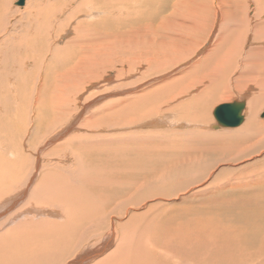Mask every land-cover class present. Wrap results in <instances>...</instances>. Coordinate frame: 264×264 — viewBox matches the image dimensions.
<instances>
[{"label": "rangeland", "instance_id": "rangeland-1", "mask_svg": "<svg viewBox=\"0 0 264 264\" xmlns=\"http://www.w3.org/2000/svg\"><path fill=\"white\" fill-rule=\"evenodd\" d=\"M124 1L131 2L133 5L139 4L137 0H117V2L116 0H26L21 6H17L19 0H0V72L2 71L0 73L2 77H0V114H4V117L0 116V140H2L0 143V160H3L10 149H15L18 143H24L27 141L26 144L29 143L27 144L29 153H38L39 162L46 160V162L48 161V164H51V162L53 164L58 163L60 166L65 167V169L70 170L73 174L72 177L67 175L69 177L68 180L70 181V184L66 185L64 190L62 189L63 192L66 193L65 201H61V203L57 202V206L53 199V203L50 201L45 206L43 205L44 207L42 209L45 211L43 216L40 215L36 217V223L31 221L34 224H38L35 229L27 230L26 227H21L22 229L18 228L19 225L25 223L24 219H21L22 217L10 219L9 221L12 222L13 220L15 223L14 225L16 226L15 228H17V233H12L14 225L11 223L5 224V227L0 226L2 227L0 231L3 232H0V237L2 235L0 243L10 241L13 242V239L8 237L11 234H14V238L16 239L14 242L15 244L17 243L13 249L16 253L13 252L8 255L4 252L6 249L2 250L0 247V264H27L30 262L31 264H47V262L41 263L39 261L40 257L37 255L41 248L42 251H48L51 249L50 244L53 239L45 238V234L55 230L57 226H66L68 224L70 237H66L64 242L60 244L62 248L69 245L72 247L78 236L81 235V231L88 232L86 235L87 237H84L81 240V244L79 243L76 248H72L69 252L66 250L59 258L54 259L52 262L57 261L56 264H64V262L66 264H71V261L75 256L77 258L84 257L86 252L92 251L89 248H102L109 242V246L106 250L103 249L102 251H99L94 254L89 261L84 263L95 264L100 262L99 260L106 258L118 247L117 242H115L118 227L120 225L121 229V227H123L121 224L127 222L132 214L144 212V210H146L144 208H148L149 206L156 208H159L160 206L181 207L183 206L182 197H184V195L201 189L210 188V185L217 181L224 182L229 178H237L240 174L239 172H244L242 173L245 176L244 178L249 180L253 176L257 175L259 171H264V167H260L259 170L256 169L258 166H261L264 161V142L262 143V148L255 145L250 147L252 141L243 134L240 135L239 140L232 139L231 141H225V143L227 142L225 146L213 145L212 141L209 145L196 143L195 145L199 148V150L195 149V155H189L197 160V162L191 164L192 166H195L192 167V170L186 169L183 171L184 173L182 172L180 174V176L177 175L174 176L173 179H167L163 184L149 183V180H147L146 188L141 192H137L134 188H129L131 191H134L139 195L132 198L127 203L122 204V201L127 199L125 197L117 198L113 196V199L110 197L113 193V189L110 187L108 188L106 185L110 184L109 179L111 178H109V173L114 171L113 166H115L120 160L129 158L131 153L138 149L143 148L144 152L142 153V157L144 158L149 157L145 154L146 147L149 149V153H151L154 148L158 149L160 146L159 150H157V152H153V154H158V152L161 154L163 152L162 154H165L164 158H159L166 159L165 156L167 152L170 154L174 153L172 147H176L177 145L180 146L177 147L178 149H187L189 147V144L191 143H181L180 140L184 141L181 138L187 137L186 134L189 133V131L193 133L194 129V132H205V134L212 135L213 139H217L218 136L220 137L224 135L223 133H226V135H224L225 137H230L229 140L231 139V135L238 136L243 132L244 127L246 126L250 111L249 102L257 93V90L262 99V103L257 111L256 118L257 120L264 122V81H258L259 86L257 84L256 86L246 85L243 87L239 86L238 88L235 87L237 89H233V93L229 96V101L228 99L214 100L210 105H208V108L204 109L199 108V104H196L198 100L202 99V92L204 91L205 86L206 88L209 87V83L203 81L200 82V84L195 81V73L208 69L212 63V59L207 57L209 56L208 51L211 50V47L216 44L218 40H220L222 33L225 35L230 33L229 26L231 27L230 23L232 20L235 19L234 21H238V24H241L242 26L238 27L237 30L244 38V48L260 47V43L255 37L254 32L256 19H264L263 13L260 12L261 5L263 4H260L258 0H251L250 2L248 0H214L215 2H223L224 5L226 4V8L229 3L230 7L227 8L228 11L226 10L225 13H229L235 7L238 9L239 4L234 6L230 4V2H240L241 6V3H244L245 1L248 4L253 5L255 10H244V12H242L240 10H243V8H239L238 14H235V17H232L228 13V15H224L223 11L225 10L223 9V11H221L224 16L223 18H226V21L223 19L221 20L219 15L215 16L214 12H212V16L209 13L210 20L207 23L206 29L204 32L199 34L202 37L201 42L199 41V48H195L196 46L194 45L192 49L184 53L183 51L185 48L183 46L181 47L182 49H179L180 51L174 53L168 49L166 51L155 49L151 51L150 54L143 49H140L143 51V58H141L142 56H138L137 51H124L118 44L117 47L112 46L114 42H117V40L109 39L107 41L108 45L111 48H114L112 50H108V57H106V55L104 57L102 54L96 56L95 61L92 64L93 70L96 71V77H87V73L81 70H78L75 75L71 74L70 68L76 67L77 65H79L80 69L86 67V64L83 61L85 58L89 57L91 53L85 51V48L91 46V44H95V41L93 40L95 36L101 38V33L97 32L100 28H103L99 26L101 20H105L106 22L113 21L115 23L117 21L130 18L128 12H120L119 16L114 13V8L119 7V5L117 6V3L119 4ZM150 2L158 3L163 2V0H150ZM183 2L184 0H181V3ZM262 2L264 3V1ZM106 3L110 5L109 11L100 12L98 10L99 7ZM111 4L113 7H111ZM186 7V5L179 7V9H181L179 10L181 14L180 20H184L185 18L183 15H185V11H187ZM34 8H36L37 11L36 9L34 10ZM36 12H38V14ZM149 15L150 12L145 10V13L143 14L144 19H149ZM248 15L252 18H248ZM107 18L109 19L107 20ZM229 18L231 19L229 20ZM30 19L34 20L36 23ZM203 21H201L200 24ZM113 22V26L108 25V27L115 28ZM5 26L6 29L4 28ZM107 30L112 32V28H107L106 31ZM95 32H97V34L94 36ZM9 36L12 37V39ZM225 40L227 49L224 48L219 50L221 52L218 54L221 55L227 50V56L229 57V60H232V51L235 43H231L228 38H225L223 42H225ZM93 48L94 47H92V49ZM161 52L164 54L160 55ZM153 58H155L156 61H154ZM33 59L36 61L34 62ZM209 60L211 62H209ZM225 63L226 62L219 63V66L225 67ZM234 66L235 64L229 63V68H233ZM227 70L233 76L234 73L229 69ZM220 73L222 72L220 71ZM237 74L238 71L233 77V81H240L236 77ZM222 80L220 81L221 91L217 92V94L222 93L224 91V86L229 84V81ZM110 81L111 83H109ZM150 92L155 93V95H151L150 97L147 95ZM218 96L220 97L221 94ZM241 96L243 100L241 99ZM241 100L246 103L245 110L243 112V115H245L246 118L244 117V122L241 124L242 126L240 125L239 127L229 129H224L219 126L213 117L215 107L222 103H230ZM35 106H38V110L35 109ZM151 106L160 107L159 113H155V115L153 114L154 116L149 117L148 119L141 118L139 120L138 117L145 115L144 110H148L147 108ZM51 107V110L48 109ZM188 108L189 110H187ZM191 112L192 114L194 112L197 115H191ZM57 114L61 117L60 121H56V118L58 117L56 116ZM133 115L138 116L137 118H133V121H135L134 124H127L129 118L131 119ZM185 116L188 117L186 118ZM189 116L193 117L192 122ZM32 117L35 119L32 121V124L36 125L41 132L33 136L28 134V138H25L26 131L18 130L23 128L26 125V121ZM62 118H64V120ZM199 118L203 120H197ZM60 123L61 125L59 126ZM146 123H149L150 125L148 124L149 126H147ZM51 124L53 125L51 126ZM54 124L57 126L55 127ZM47 125H50L48 129H46ZM61 132L63 133L61 134ZM16 133H18V135ZM157 133H161V138H159L160 140L157 138L156 142H154L155 140L153 141L152 138H145L144 141L139 140L131 143L130 139H128L129 137H143V135L145 136L149 134H151V136H157ZM44 135L47 136H45L47 140ZM74 136L76 138L72 140ZM173 136H175V138H172ZM225 137H222V139ZM52 139L54 140L52 141ZM67 139L68 144L66 143L67 145H63L64 147H62L63 149L66 148L64 150L65 152L61 148L58 149V147L61 146ZM3 140H5L7 144L4 143ZM194 140L196 139L192 137V142ZM74 141L76 143L78 142V144L81 143L82 148H77L76 150L74 147L72 154L71 144ZM155 144H158V147H154ZM68 146H70V149ZM150 146L151 149L149 148ZM182 146H184V148ZM203 146L207 147L205 148ZM234 146H236V148H234ZM220 147L224 148L222 149ZM34 148L35 150L38 148L39 151H35ZM54 148L56 150L58 149L57 152L59 153L54 152L56 151ZM200 148H205L206 150H200ZM241 148L246 150L247 157L239 160H233L232 158L235 155V151H240ZM52 149L54 150L52 151ZM49 151L51 152L49 153ZM60 151L63 152L61 153ZM39 152L41 153V156H39ZM64 153L70 156V158L67 156V159H63ZM151 154L150 157H153ZM26 159H28L29 162L31 161V157H26L25 161ZM158 162L163 164L162 161L158 160ZM257 164L261 165L257 166ZM158 175L159 174H154L150 180L155 179ZM188 176H191V179ZM219 176L220 178L217 179ZM198 177L202 183L198 182L197 184H192L193 182L198 181ZM186 179L190 180V186H188L184 191H179L178 194L174 195V197H169L164 200L158 198L146 199L154 193H168L173 191L176 187H178L180 182L186 181ZM58 184L59 183H57L56 186ZM62 187L64 188V186ZM252 190H254V188H252ZM119 194L120 193H115L116 196H119ZM234 195L237 197L238 193H234ZM214 196L221 200L223 196L227 195L224 193L217 194L216 190ZM77 200H79L78 203L80 204L78 207L76 203ZM71 201L75 202L71 203ZM20 203L21 202L15 204L11 213L15 212L14 210L18 211L21 206ZM48 204L49 206H47ZM32 206L35 205L32 204ZM80 206L84 207V209ZM61 207H66V210L69 212L68 213L66 211L67 215L72 214L75 209L80 208L82 209H79L80 212H82V217L83 215L91 214L93 217H101L102 219L99 218L96 225L87 229L88 226L82 225L83 223L81 221L80 223H70L69 220H67L68 217H65ZM3 208L4 205L1 206V209ZM105 208L107 209L106 217L104 212ZM125 210H127L128 215L121 214ZM50 212H57V215H45L50 214ZM5 215L7 216V213ZM1 219L3 220L4 218H0V220ZM43 219L45 220L43 221ZM41 223L44 226L43 228ZM49 224H54V226L50 227ZM125 225L130 228V225ZM131 226L132 227L129 231L137 234V237L135 239L133 238L131 242L133 256L136 257V249L138 248L146 251H152L154 248V242L150 239H142L140 236L147 231L144 223L132 221ZM120 229L119 235H122L123 231ZM24 230H26V232ZM30 231L34 234L40 232L39 236L34 235L33 238L39 239L41 237L39 240L41 244L39 241L34 242L32 241L33 238L26 236H30L28 234ZM60 231L64 233L63 230ZM22 237H24L23 240H26L25 245ZM43 237L46 239L45 242ZM42 238L43 240H41ZM55 241L57 242L56 239ZM44 243L45 245H43ZM34 248H36V250H34ZM30 253H33L32 256ZM28 257L31 259L29 262L27 259ZM68 257L71 261H68ZM21 259L27 260V263ZM3 260L4 262H2Z\"/></svg>", "mask_w": 264, "mask_h": 264}, {"label": "bare ground", "instance_id": "bare-ground-1", "mask_svg": "<svg viewBox=\"0 0 264 264\" xmlns=\"http://www.w3.org/2000/svg\"><path fill=\"white\" fill-rule=\"evenodd\" d=\"M25 1L26 0L23 1V4ZM155 1H158V0H155ZM245 1L244 3H241V6H240V2L239 3L230 2V4L234 6H237V4H239L238 9L235 7L233 10L227 13L230 16L235 17L234 15L238 14L239 8L240 9L243 8V10L242 9L240 10L242 12H244V10L246 11L255 10V7L253 8V5L248 4ZM248 1L250 2L251 0H248ZM262 1L264 0H258L260 4H263L261 5L260 12L263 13L264 15V3ZM124 2H120L119 4L117 3V6L119 5V7L114 8V13H116L117 16H119L120 12H128L130 18L120 20L115 23L112 21L115 28L108 27V25H112V22H106L105 20H101L99 23V26L103 28L99 27L100 29L97 31L101 33L100 34L101 38H99L98 36H95L97 32H95V34L93 33L95 36L93 39L95 41L94 42L95 44H91V46L85 48L86 49L85 51L91 53L89 57L85 58L83 61L86 64V67H83L80 69L79 65H77L76 67L70 68L71 74L75 75L78 70H81L87 73V77H96L97 76L95 73L96 71L93 70V66H92L93 62L95 61L96 56H99L102 54V56L105 57L106 55V57H108V50H112L114 47H117V44L121 46L124 51H128V50L137 51L138 56H142L141 58H143V54H142L143 51H141L140 49H143L144 51L150 54V52L155 49H158L161 51H166L168 49V50H171L172 53H174V52L180 51L179 49H182L181 47L183 46L185 48V49L183 48L184 49L183 53H184L192 49L194 45L196 46L195 48H199L200 46L199 41L201 42V38H202L199 34L204 32L206 29L207 23L210 20L209 13L212 16V12H214L215 16L219 15L221 20L223 19L226 21V18H223L224 16H223L222 11L224 9L225 10L223 11L224 15H228L225 12L227 8L230 7L229 3L226 8L225 6L226 4L224 5L223 2L221 1L215 2L214 0H184L183 3H181V0H177V1L176 0H163V2H158V3H152L150 2V0H137L139 4H134V5L131 2H125V3ZM179 5L187 6L186 7L187 11H185V15H183V17H185L184 20L182 19L180 20L181 14L179 10L181 9H179L180 7ZM109 6L110 5L107 3L103 4V6H100L98 10L100 12L109 11ZM111 7H113L112 4H111ZM35 9L36 8H34V10ZM145 10L147 12H150L149 19H144L143 14L145 13ZM36 13L38 14V12ZM231 18H229V20ZM248 18H252V17H249L248 15ZM108 19L109 18H107V20ZM234 20H232V22L230 23L231 27L229 26L230 33L227 34L228 36L222 33L220 40H218V42L211 47V50L208 51L209 56L207 57H209V59L210 58L212 59V63L210 64L208 69L198 71L195 73L196 75L195 81H197L198 83L203 82V81H206V83H209V87L206 88L205 86V89L202 92L203 93L202 99L196 102V104H199V108H202V109L208 108V105H210L214 100H227L228 99L229 101V96L231 93H233V89H237L239 86L243 87L246 85L256 86L259 83L258 81H264V19L263 20L262 18L256 19V23L254 26L255 37L258 39L260 43V47L259 48L252 47V48H247V49L243 47L244 38L237 30L238 27H242V26L241 24L240 25L238 24V21L236 22ZM32 21L35 22L34 20ZM201 21L203 22L200 24ZM4 28L6 29V26ZM107 28H112V32H110L109 30L106 31ZM10 38L12 39V37ZM225 38H228V40L231 43H235V46L233 47V51H232V54H233L232 60H229V57L227 56V50L224 51V53L221 55L218 54L221 52L219 50H222L224 48L227 49L226 40L225 42H223ZM109 39L117 40V42L113 43L112 46L114 47L112 48L108 45L107 41ZM92 47L94 48L92 49ZM148 48H151V49H148ZM163 54H164L163 52L160 53V55H163ZM153 60L156 61L155 58H153ZM209 62L211 61L209 60ZM224 62H226L225 67L219 66V63H224ZM229 63L235 64V66L233 68H229ZM227 69H229L230 71L234 73L233 76L230 74V72ZM219 70L222 73H220ZM237 71H238V74L236 77L240 81H233V77L236 75ZM75 78H78V77H75ZM222 79L224 81H229V84L225 86L223 85L224 91L220 93L221 96L219 97L218 95L220 94H217V92L221 91L220 81ZM109 83H111V81ZM147 95L151 97V95H155V93L150 92ZM241 99L243 100L242 96H241ZM242 100L233 101L230 103H222L218 105L217 107L222 106V105L231 107V105H234V104L242 106L241 117H242V123H243L244 117H245V115H243V112L245 110L246 103ZM261 103H262V99L260 95L258 94V90H257V93L253 96V98L249 102L250 111H249L247 123H246V126L244 127L243 132L240 133L238 136L231 135L230 140H229L230 137L227 138L224 136L226 135V133H223L224 135L220 137L218 136L217 139H213L212 135L205 134V132H194L195 131L194 129L193 133L189 131V133L186 134L187 137L181 138L184 141L180 140L181 143L182 142L191 143L189 144V147L187 146L188 147L187 149H185L184 146H182L184 149L182 148L178 149L177 147H180L179 145H177L176 147H172L174 150V153L170 154L167 152L165 156L166 159L159 158V157L164 158L165 154H162L163 152L161 154H159V152L158 154H153V152H157V150H159L160 146L158 147V144H155L154 146V147L157 146L158 149L152 148L153 149V152H151L152 154L149 153L150 151L146 147L145 154H147L149 157H144V158L142 157L143 155L142 153L144 152L143 148L138 149L135 152L131 153L129 158H125L117 162L116 165L113 166L114 171L109 173V178H111L109 179L110 184H107L106 186L108 188L110 187L113 189L112 190L113 193L111 194L110 197H112V199H113V196L117 198L125 197L127 199L126 200L123 199L124 201H122V204L127 203L132 198L137 197L139 195V194H136L134 191H131L130 189L134 188V190H136L137 192L144 191L146 188L147 180H149L148 181L149 183L163 184L164 182H166L167 179H173V177L177 175L180 176V174L186 169L192 170L193 169L192 167H195V166H192L191 164L194 162H197V160L194 157L189 156V155L190 154L195 155V149L199 150V148L195 145L196 143H204L205 145H209V143L212 141L213 145L215 144V145L225 146L227 143V142L225 143V141H231L232 139L239 140L240 135L244 134L249 140L252 141L250 144V147L252 145H255V146H259L262 148L263 147L262 143L264 142V122L257 120L256 118V114H257V111ZM111 106H112V103H111ZM217 107H215L213 111V117L216 123L224 129L236 128V127H223L222 125L218 123V120L215 117V110L217 109ZM35 109L38 110V106H35ZM48 109L51 110L52 107ZM147 109L148 110L146 109L144 110L145 115L143 116L138 117L137 115H133L131 119L128 117L129 121L127 120L128 121L127 124L133 125L135 122L133 121L134 117L136 118L138 117L139 120L141 118L148 119L149 117H153L155 113H159L160 111V107L158 106H151V107H148ZM187 110H189V108ZM58 115L59 114H57L56 116ZM191 115H197V114H195L194 112L192 114L191 112ZM0 116L4 117V114H0ZM185 117L187 118L188 116H185ZM189 117L191 118L190 120L192 122L193 117L191 116ZM62 119L64 120V118ZM34 120L35 119H33V117L29 118L26 121V125L20 130H18V131H26L25 138L26 137L28 138V134H31V136H33L41 132L36 127V125L32 124V121ZM60 120H61V117L58 116L56 118V121H60ZM197 120L200 121L203 119L199 118ZM148 124L146 123L147 126L150 125ZM52 125L53 124H51V126ZM57 125H55V127ZM60 125L61 123L59 124V126ZM49 126L50 125H47L46 129H48ZM62 133L63 132H61V134ZM161 133H157V136L156 135L151 136V134H149L145 136L143 135V137L142 136L129 137L128 139H130L131 143L139 141V140L144 141L145 138H152L153 141L155 140L154 142H156L157 138L158 140H160L159 138H161ZM16 134L18 135V133ZM45 136L46 135H44V137ZM192 137L196 139L193 142H192ZM222 137H225V138L222 139ZM75 138L76 137L74 136L72 140ZM172 138H175V136H173ZM131 139H135V140H131ZM53 140L54 139H52V141ZM1 141L2 140H0V143ZM67 141L68 139L65 140L64 143L58 147V149L60 148L63 149L62 148L64 147L63 145L68 144ZM3 142L6 143L5 140H3ZM26 142L27 141H25L24 143L22 142L18 143L15 149H10V151L3 158V160H0V173L2 175V176L0 175L1 176L0 178V218H4L3 220L2 219L0 220V226L2 227L7 223H11L12 225H14L15 223L13 222V220L12 222H9L10 219H17V218L22 217L21 219L22 220L24 219L25 223L19 225L18 228L26 227L27 230L35 229L38 225V224H34L36 223L35 222V220L37 219L36 217L40 215L43 216L45 211H43L42 208L47 203H49L50 201L52 202V200L54 199L55 203L58 206V203H61V201L62 202L65 201L66 193H64L63 190L66 188V185L70 184V181L68 180L69 177L73 176L70 170L65 169V167L60 166L58 163L53 164L51 162V164H48L47 163L48 161L46 162V160L39 162L38 153L35 152V153L30 154L28 150V146H27V144L29 143L26 144ZM71 146H72V150H71L72 154L74 151L73 150L74 147L76 150L77 148L79 149L82 148V144L81 143L78 144V142L76 143L75 141L72 142ZM68 148L70 149V146H68ZM149 148L151 149V146ZM205 148H200V150L202 149L206 150ZM234 148H236V146H234ZM54 149H52V151ZM58 149L57 150L55 149L56 151L54 152H57ZM65 149H63V151ZM35 151L38 152L39 151L38 148ZM63 151H60V152L62 153ZM50 152L51 151H49V153ZM39 154H40L39 156H41L40 152ZM150 154L153 155V157H150ZM168 154L173 155V156H170ZM234 154L235 155L232 158L233 160H239V159L247 157V152L244 148H241L240 151L236 150ZM63 155H64L63 159L64 158L67 159L68 155L65 153ZM26 157L27 158L31 157V161L29 162L28 159H26L25 161ZM68 157L70 158V156ZM158 160L162 161L163 164H160ZM262 163H263L262 165L257 164V166L261 165V166H258V168H256L257 170H259L260 167H264V161ZM109 169H110V166H109ZM239 173H238L239 177L237 176V178H231V179L229 178V179H226V181L224 182L217 181L214 184L212 183V185H210L211 187L208 186L210 188L201 189L199 191L184 195V197H182L183 206L181 207L160 206L159 208H156V207L149 206L148 208H144L146 209L144 210V212H141L138 214L137 213L132 214L130 218L127 220V222H125L124 224H121V226H123L121 227V229H120V225L118 227V231L115 236V239H116L115 242H117L118 247L111 254H109L106 258L99 260L100 262H97L95 264H134V263L135 264H264V171H259L257 175L253 176L249 180L244 178L245 176L242 174L244 172H239ZM154 174H159V175L155 179L150 180ZM67 175H69V177ZM199 176H202V175H199ZM219 178L220 176L217 179ZM77 180H78V177H77ZM197 180H198L197 182H193L192 184H197L198 182L202 183L199 177L197 178ZM189 182L190 180L186 179V181L180 182L178 187H176V189H174L173 191H170L168 193H163V192L154 193V194H151L146 199L158 198V199L164 200V199H168L169 197H174V195L178 194L179 191L186 190L187 187L190 186ZM57 183L59 184L56 186ZM62 186H64V188ZM252 188H254V190H252ZM216 190H217V194L224 193L227 196H223L221 200L217 199L216 196H214V193ZM115 193H120V194L119 196H116ZM234 193H238V196L235 197ZM247 193H251V194H247ZM78 201L79 200L76 201L77 207L78 205H80ZM18 202H21L20 203L21 206L19 207L18 211L14 210L15 212L11 213V210L15 207V204ZM73 202L75 201H71V203ZM32 204H34L35 206H32ZM3 205H4V208L1 209V206ZM47 206H49V204ZM81 208L84 209V207H81ZM61 209L64 212L65 217L66 218L68 217L67 220H69L70 223H74V222L80 223L81 221L83 223L82 225L88 226L87 229L92 228L94 225H96V222L99 220V218H101V217H98V218L93 217L91 214L83 215L82 217L81 216L82 212H80V210L82 209L80 208H79L80 210L75 209V211L69 215H67L68 211L66 210V207L65 208L61 207ZM1 211H2V214H1ZM104 212H105V217H106V213H107L106 208L104 209ZM6 213H7V216L5 215ZM121 214L128 215L127 210H125ZM45 215L55 216L57 215V212H50V214H45ZM44 220L45 219H43V221ZM31 221H34V223ZM132 221L137 222V223H141V222L144 223V225L146 226L145 229L147 231L146 233H144L143 235L141 234L140 236L142 237V239H150L154 242V248L152 251H146V250H142L139 248L136 249V254H137L136 257L133 256L131 242L133 238L135 239L137 237V234L135 232L129 231L132 227L131 226ZM125 224L130 225V228L126 226ZM49 226L53 227L54 224H49ZM2 227H0V229ZM15 227L16 226L14 225L12 229L13 231L12 233H15L17 231V228ZM43 227L44 226L42 225V228ZM59 229L63 230L65 234L62 233ZM119 229L123 231L122 235H119ZM69 230L70 229H69V224H68L66 226H57L55 230L50 231L49 233L45 234L44 236L45 238L47 239L52 238L53 241L50 244L51 249L50 250L47 249L48 251H42V248L40 246L41 249L39 250V253L37 255L40 257L39 261L41 263L47 262V264H56L57 261L52 262L54 259L59 258L66 250H68L69 252L71 251L72 248H76V246L79 243L81 244V240L84 237H87L86 235L88 234V232L81 231V235L78 236L75 244L72 247H70L69 245L65 248H62L60 244L64 242L66 237H70ZM24 231L26 232V230ZM28 234L30 236L26 235L27 237L33 238L34 235L39 236L40 232H37L36 234H34L33 232L30 231V233L28 232ZM8 237L10 239H13V242L14 240H16L14 238V234L9 235ZM24 237H22V240ZM40 238L39 239L36 238L37 240L33 238L32 241L34 242L39 241ZM43 238L41 240H43ZM45 238H44V242L46 240ZM55 239L57 240V242L55 241ZM23 241L25 245L26 240H23ZM13 242L10 241V242L0 243V247L2 248V250L6 249L4 250L5 254L8 255L10 253L15 252L13 251V249L17 243L15 244V242L14 243ZM39 243L41 244L40 241ZM108 243L102 248H89L92 251L86 252L84 257L77 258L75 256L73 259L71 258L72 261L69 259V257L67 259H69L68 261H71V264H84L87 261H89V259L94 254L98 253L99 251H102L103 249L106 250V248L109 246ZM43 245H45V243ZM34 250H36V248H34ZM32 254L30 253L31 256ZM27 259H28V262L31 260L30 257H28ZM22 261L24 262L26 261L27 263V260H22ZM2 262H4V260ZM27 264H31V262ZM64 264L66 263L64 262Z\"/></svg>", "mask_w": 264, "mask_h": 264}, {"label": "water", "instance_id": "water-1", "mask_svg": "<svg viewBox=\"0 0 264 264\" xmlns=\"http://www.w3.org/2000/svg\"><path fill=\"white\" fill-rule=\"evenodd\" d=\"M24 0H19L17 6H21ZM242 106L234 104L229 106H219L215 110V117L223 127H237L242 123Z\"/></svg>", "mask_w": 264, "mask_h": 264}]
</instances>
